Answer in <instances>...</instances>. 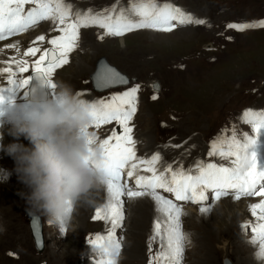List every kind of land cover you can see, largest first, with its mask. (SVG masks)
Returning a JSON list of instances; mask_svg holds the SVG:
<instances>
[{
	"label": "rangeland",
	"instance_id": "1",
	"mask_svg": "<svg viewBox=\"0 0 264 264\" xmlns=\"http://www.w3.org/2000/svg\"><path fill=\"white\" fill-rule=\"evenodd\" d=\"M65 3L72 5L73 13L79 11L83 14L88 9L99 12L114 4L119 12L121 8L129 7L130 0H65ZM157 3H169L190 14L193 20H204L206 23L178 25L171 32L138 29L120 37L105 36L103 40L98 39L104 34L103 29L96 26L82 28L78 48L69 54L67 66L55 71L54 78L70 84L77 92L86 91L84 98L88 101L139 85L137 111L130 122L133 138L139 141L135 140L136 147L141 150L140 153H144V157L158 153L164 164L187 169L197 159H208L209 142L222 128L231 129L235 124L238 132L249 131V127L239 119L245 109L264 110V28L237 31L226 27L230 23L256 24L264 21V0H157ZM51 24V21H41L26 31L37 35L38 28H44V45L33 44L37 37L15 45L23 52L33 46L41 50L50 48L48 39L59 35ZM26 32L11 36L14 38L11 41L14 42ZM121 39L124 41L122 46L119 43ZM4 42L0 41V50L6 47ZM38 56L39 53L34 60ZM99 58L105 59L108 65L128 79L135 78L136 81L102 93L94 92L90 75ZM77 63L85 70L79 71ZM31 70L30 75L33 73L32 65ZM27 86L19 88L20 99L24 100ZM48 92L51 99L53 93L49 88ZM153 95L156 96L155 100L152 99ZM107 127L99 130V135L105 139L117 126L113 122ZM90 131L96 133L97 130L93 128ZM226 135H231V131ZM11 141L10 145L18 144ZM212 159L217 163L225 162L219 158ZM0 164L17 176L16 172H12L15 170L13 158L2 156ZM159 164L165 167L161 161ZM0 184L7 189L0 191V198L8 200L0 201V215L7 213L11 217L8 226L6 220H0V227L3 228L0 232V264H92L95 256L90 253L86 239L94 233L106 235V229L110 227L103 221L92 219L96 206L82 215L79 213L80 216L75 215L72 228L66 233L58 231L44 216L35 212L41 220L44 238V249L38 252L25 213L29 209L24 198L28 189L18 177L15 181L2 179ZM258 198L242 197L239 201L231 197L221 198L224 201L216 202L212 212L206 216L209 221L207 225L201 220L202 216L182 215V231L191 242L185 244L182 264H264V261L254 258L259 246L248 243L251 231L248 230L245 235L241 228L243 222L253 218L240 215L238 221L232 222L229 213L235 207L228 211L224 209L227 199L239 205L240 202ZM136 199L134 203H129V199L125 202V219L122 228L116 230V238L122 237L117 264H147L148 261L147 240L153 219H148L146 231H141V223H136L137 216L134 214L138 206L141 214L149 213L147 207L152 206L153 202L148 197ZM192 205L199 213V206ZM236 210L241 213V210ZM213 212L218 214L214 218L211 217ZM232 224L235 225L234 229L231 228ZM157 250L159 242H154L153 252ZM9 253L14 255L10 256Z\"/></svg>",
	"mask_w": 264,
	"mask_h": 264
},
{
	"label": "snow or ice",
	"instance_id": "2",
	"mask_svg": "<svg viewBox=\"0 0 264 264\" xmlns=\"http://www.w3.org/2000/svg\"><path fill=\"white\" fill-rule=\"evenodd\" d=\"M25 5L33 6L26 10ZM41 21H51L53 30L59 35L48 39L50 48L41 50L38 46L29 47L24 56L37 57L39 53L32 62V69L38 77L48 81L50 88L54 87L51 84L53 73L67 65L69 54L78 48L82 28L96 26L103 29L104 34L98 36V39L103 40L105 36L120 37L138 29L171 32L178 25L206 23L204 20H193L190 14L169 3L158 4L157 0H130L129 7L121 8L119 12L114 4L99 12L88 9L83 14L79 11L73 13L72 5L65 3V0H0V41L26 32ZM226 27L237 31L264 28V21L256 24L230 23ZM36 41L44 42L45 36H38ZM7 47L14 48L16 45L9 44ZM13 62L16 63L15 71L9 66L0 69V73H8L9 86L24 88L29 79L18 82L16 77L18 73L29 71L28 61ZM91 82L97 90L128 84L125 76L104 61L98 62ZM138 91L139 85H134L123 92L112 93L89 103L91 128L99 129L113 122L117 126L106 139H98L94 131L90 139V143H95L100 150L102 159L99 167L105 175L104 190L107 194L105 205L96 208L92 219L110 225L106 235L94 233L86 239V243L93 248L107 243L103 254L96 255L92 264H117L122 237L116 238V230L122 228L125 219L123 197H148L153 202L156 215L147 240V264H182L185 244L190 243V240L182 231L181 217L184 213L182 204L178 202L198 205L199 213L207 216L213 204L223 197H231L234 201L242 197H261L258 203L248 205L253 219L243 222L241 228L245 235L248 230L251 231L248 243L259 246L254 258L264 261V110L245 109L242 112L239 119L249 127L247 132H238L235 124H232L231 129L222 128L209 142L208 159H197L187 169L183 166L173 168L172 164H168L160 171L156 167L161 160L158 153L150 158L138 157L136 154V141L130 122L137 111ZM86 94V91L77 92L81 97ZM152 99L155 100L156 96L153 95ZM3 102L4 97L0 96V104ZM229 131L231 135H226ZM212 158H219L226 163H217ZM125 170L128 179L121 182ZM138 171L150 175H139ZM129 179L134 180L131 186ZM162 192L170 194L172 198ZM162 218L166 219L162 222ZM33 224L35 235L39 225L36 217H33ZM154 242H159V250L155 252ZM37 246H40L39 240Z\"/></svg>",
	"mask_w": 264,
	"mask_h": 264
},
{
	"label": "clouds",
	"instance_id": "3",
	"mask_svg": "<svg viewBox=\"0 0 264 264\" xmlns=\"http://www.w3.org/2000/svg\"><path fill=\"white\" fill-rule=\"evenodd\" d=\"M41 84L52 91L51 99L33 100L31 111L8 116L10 134L24 137L30 146L14 143L6 152L15 162L18 179L28 189L24 198L29 210L66 233L78 210L93 207L104 188L105 175L99 167L102 157L97 145L90 143V101L63 80H52L51 88L46 80ZM106 247L107 243L90 246V253L103 254Z\"/></svg>",
	"mask_w": 264,
	"mask_h": 264
},
{
	"label": "bare ground",
	"instance_id": "4",
	"mask_svg": "<svg viewBox=\"0 0 264 264\" xmlns=\"http://www.w3.org/2000/svg\"><path fill=\"white\" fill-rule=\"evenodd\" d=\"M31 5H25V9L27 10L29 7H30ZM51 25H53V24H51ZM49 25H47V27H48ZM50 27V26H49ZM48 29V28H47ZM43 30H45L44 28H42V27H40V28H38V34L37 35H34V33L32 34V33H30V32H26V33H24L23 34V36L22 37H19L17 40H15L14 42H12L11 40L12 39H14V38H7V39H5L4 41V43H5V46L6 47H3L2 48V50H0V69H3V68H6V67H9V66H11V68H12V70L13 71H15L16 70V63L15 62H13V61H20L19 59H23V60H25V61H28V67H29V69H30V67H31V65H32V62L34 61V57L32 58V57H25L24 56V52L22 51V50H20V49H18V47L16 46V47H14V48H9V47H7V45H9V44H17V43H27L28 41H30V40H35V38L36 37H38V36H40V35H43L45 32L43 31ZM44 32V33H43ZM43 33V34H42ZM16 38V37H15ZM124 41H122V39L121 40H119V43H120V45L122 46V43H123ZM44 43H45V41L44 42H36V44L37 45H44ZM23 46H25V45H23ZM9 55H11L12 57H10L11 59H8L9 58ZM67 66V65H66ZM77 66L79 67V71H83V70H85V67H82V66H80V65H78V63H77ZM32 72V70L31 71H28V73L27 74H25V73H23V74H17V77H16V80H19V79H24V78H27V77H29V75H30V73ZM55 73L56 72H54L53 73V76H52V78H53V80H55ZM7 76H8V73H0V89H2L3 91H0V96H3L4 97V102H3V104H0V113H2V115H0V158L2 157V156H4V157H7V158H9V159H11L12 157H10L8 154H7V152H6V148H7V146L8 145H10L9 143H12V141L11 140H14L15 142H17L18 144H22V145H24V146H30V144H29V141L27 140V139H25L24 137H14V136H12L11 134H10V132H9V124H8V116L10 115V114H16V115H21V114H23V113H25V112H28V111H31L32 109H28V108H26V105H25V100H27V98H25L26 96H24V100L23 99H20V97H21V92H19V87H17L16 85H13V86H9L8 84H7ZM9 87H11V90L9 91L8 89H9ZM23 89V88H22ZM53 95V94H52ZM51 95V96H52ZM83 98H84V96H83ZM89 101H92L91 99L89 100ZM135 125V124H134ZM133 125V126H134ZM108 126V124L107 125H102L99 129H96L97 131H96V135H97V138L98 139H105V137L104 136H100L99 135V130H101V129H105V128H108L107 127ZM91 129H93V128H91ZM90 129V130H91ZM135 133V132H134ZM136 134V133H135ZM134 140H136V139H134ZM137 142H139L138 141V139L136 140ZM137 145H135V150H136V154H137V156L138 157H143V158H150L153 154H156V153H152V155L151 156H149V157H144V153H140L141 152V150L138 148V147H136ZM151 154V153H150ZM148 156V155H147ZM161 163L162 164H164L162 161H163V159L161 158ZM218 161V160H217ZM221 163V162H220ZM224 163H226V162H224ZM166 165H168V164H164V166H166ZM156 167L158 168V170H160V171H163V169H164V167H162L159 163L156 165ZM172 167L173 168H175V166L174 165H172ZM12 170V169H11ZM126 171L127 170H125V173L122 175V180H121V182H123L125 179H128L127 178V176H126ZM12 172L14 173L15 172V170H12ZM137 174H139V175H150L149 173H144V172H142V171H138V173ZM15 174H11V172L9 171V170H7V169H4V168H2V165L0 164V181H2V179H9V181H15L16 180V178L18 177V176H16L15 178H13V176H14ZM128 183H129V185L131 186V185H133V183H134V180H132V179H129L128 180ZM18 188H20V186L18 185ZM7 191V189H5L3 186H1V184H0V191ZM162 191V190H161ZM162 194H168V193H163L162 192ZM169 196H167L168 198H172L171 197V195L170 194H168ZM96 196H99V198L98 197H95V199H96V204L94 205V206H96L95 208H98V207H100V206H103V205H105V203H106V199H107V194H106V192H105V190H104V188L103 189H101L100 190V192L98 193V195H96ZM123 200H124V202H126L129 198H127V197H123L122 198ZM230 199V198H229ZM229 199H227V205H225V207H224V209H233L234 207V210L232 211V212H230L229 213V215L231 216L230 218H231V221L233 222V220L234 221H238V219L239 218H241L240 217V215H242L243 217L244 216H251V214H250V212H249V210H248V205H250V204H254V203H258L262 198L261 197H259L258 199H254V200H247V201H243L242 203L240 202V204L239 205H235L234 203H232V202H230V201H233V200H230L229 201ZM232 199V198H231ZM134 200L135 199H133V200H130L129 199V203L130 202H133L134 203ZM137 200V199H136ZM135 200V201H136ZM141 200H142V198H141ZM140 200V201H141ZM0 201H5V202H8V200H6V199H4V198H0ZM146 201H148V200H146ZM150 201V200H149ZM220 201H224V199H221ZM220 201H218L217 203H219ZM226 201V200H225ZM150 203H151V201H150ZM125 204V203H124ZM137 204V203H136ZM182 205H187V206H182V211H183V213H184V215H186V216H193V215H197V216H202L201 214H199L196 210L197 209H195V208H193V207H191V206H193L191 203H182ZM98 206V207H97ZM143 206V205H142ZM213 206L215 207L216 206V203L215 204H213ZM145 207V206H144ZM218 207V206H217ZM89 208H91V207H82V208H80L79 210H78V212L75 214L76 216H80V214L79 213H81V215L85 212V211H87ZM220 208V207H219ZM137 211H136V213L134 214V216L136 217L137 216V218H136V223L137 224H139V223H141V228H142V230L141 231H146V224L148 223L147 222V220L148 219H154V217H155V212H154V209H153V205L152 206H149L148 205V207H147V210L149 211V213H146V214H141L142 213V211H139L140 210V207L138 206L137 208ZM236 209H238V210H241V213H238L237 212V210ZM226 210H224L223 212L225 213L226 212ZM228 211V210H227ZM6 212V211H5ZM9 212V211H8ZM212 212V211H211ZM140 213V214H139ZM215 214V215H214ZM218 214H217V212L216 213H212L211 214V217H215V216H217ZM5 216V217H4ZM227 216H228V214H227ZM213 217V218H214ZM6 220L8 223H7V226H8V224L11 222V217L7 214V213H5V214H2V215H0V220ZM166 218H162V222H163V220H165ZM229 219V218H228ZM250 219V218H249ZM201 220H204V223H205V225H207V224H209V221L207 220V218H206V216H202L201 217ZM252 220V219H251ZM150 221V220H149ZM132 222H134L133 220H132ZM135 223V222H134ZM0 225H1V221H0ZM137 226V225H136ZM232 226V227H231ZM230 227L232 228V229H234V227H235V225L234 224H232ZM106 227V226H105ZM127 227H130V226H127ZM138 227V226H137ZM106 229V228H105ZM119 229V228H118ZM18 230V229H17ZM231 230V229H230ZM129 233V232H128ZM143 233V232H142ZM129 235H130V233H129ZM130 236H132V233H131V235ZM196 239V238H195ZM198 239V238H197ZM193 240V239H192ZM194 241V240H193ZM199 241V240H198ZM191 243V242H190ZM197 243H203V242H197ZM205 243V242H204ZM193 245V244H192Z\"/></svg>",
	"mask_w": 264,
	"mask_h": 264
},
{
	"label": "water",
	"instance_id": "5",
	"mask_svg": "<svg viewBox=\"0 0 264 264\" xmlns=\"http://www.w3.org/2000/svg\"><path fill=\"white\" fill-rule=\"evenodd\" d=\"M113 67V66H111ZM115 68V67H113ZM116 69V68H115ZM117 70V69H116ZM118 71V70H117ZM119 72V71H118ZM123 76H125L124 74H122ZM126 77V76H125ZM127 78V77H126ZM128 80V78H127ZM129 82V80H128ZM121 86H125V85H121ZM121 86H117L115 88H118V87H121ZM115 88H112V89H115ZM96 89V88H95ZM97 90V89H96ZM107 90H110V89H106V90H97L98 92L102 93V92H105ZM26 214L27 216L29 217L30 219V222H29V227H30V232H31V235L33 237V241H34V244H35V248L38 252H42V250L44 249V238H43V231H42V225H41V220L40 218L38 217V215L34 212V211H30V210H26ZM33 217H36L39 221V225L36 227V233L35 235L33 234V227H34V224H33ZM37 240H39L40 242V246L38 247L37 246ZM76 264H83L82 262H77Z\"/></svg>",
	"mask_w": 264,
	"mask_h": 264
}]
</instances>
